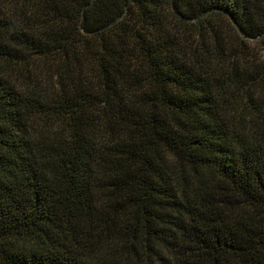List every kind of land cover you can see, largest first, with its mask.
Masks as SVG:
<instances>
[{
  "label": "trees",
  "instance_id": "trees-1",
  "mask_svg": "<svg viewBox=\"0 0 264 264\" xmlns=\"http://www.w3.org/2000/svg\"><path fill=\"white\" fill-rule=\"evenodd\" d=\"M0 264H264V0H0Z\"/></svg>",
  "mask_w": 264,
  "mask_h": 264
}]
</instances>
